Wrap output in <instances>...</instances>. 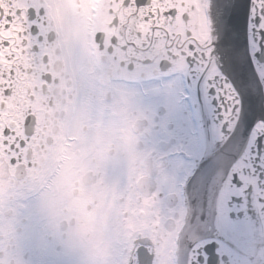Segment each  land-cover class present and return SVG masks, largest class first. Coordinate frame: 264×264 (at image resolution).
<instances>
[{
  "label": "snow or ice",
  "instance_id": "1",
  "mask_svg": "<svg viewBox=\"0 0 264 264\" xmlns=\"http://www.w3.org/2000/svg\"><path fill=\"white\" fill-rule=\"evenodd\" d=\"M0 264H264V0H0Z\"/></svg>",
  "mask_w": 264,
  "mask_h": 264
}]
</instances>
